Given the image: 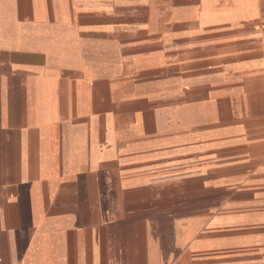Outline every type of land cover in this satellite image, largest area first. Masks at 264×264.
Masks as SVG:
<instances>
[{
  "label": "crops",
  "instance_id": "0c3cea01",
  "mask_svg": "<svg viewBox=\"0 0 264 264\" xmlns=\"http://www.w3.org/2000/svg\"><path fill=\"white\" fill-rule=\"evenodd\" d=\"M262 180L264 0H0V264H264Z\"/></svg>",
  "mask_w": 264,
  "mask_h": 264
},
{
  "label": "rangeland",
  "instance_id": "374dc122",
  "mask_svg": "<svg viewBox=\"0 0 264 264\" xmlns=\"http://www.w3.org/2000/svg\"><path fill=\"white\" fill-rule=\"evenodd\" d=\"M235 171L243 170L236 168L229 172ZM216 209L224 216V223L231 232L247 236L255 231L264 234V180L239 183L232 193H227L226 204Z\"/></svg>",
  "mask_w": 264,
  "mask_h": 264
},
{
  "label": "bare ground",
  "instance_id": "6f19581e",
  "mask_svg": "<svg viewBox=\"0 0 264 264\" xmlns=\"http://www.w3.org/2000/svg\"><path fill=\"white\" fill-rule=\"evenodd\" d=\"M93 180V179H92ZM96 181V180H95ZM94 188H95V186H94ZM263 195V194H262ZM95 200V199H94ZM97 211V210H96ZM97 214H99L98 212H97ZM96 215V214H95ZM99 216V215H98ZM119 255H120V253H119ZM121 257V256H120Z\"/></svg>",
  "mask_w": 264,
  "mask_h": 264
}]
</instances>
